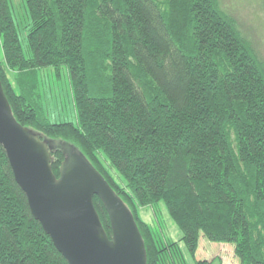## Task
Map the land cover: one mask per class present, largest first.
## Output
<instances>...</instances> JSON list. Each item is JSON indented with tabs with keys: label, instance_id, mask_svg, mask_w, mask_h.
<instances>
[{
	"label": "trees",
	"instance_id": "1",
	"mask_svg": "<svg viewBox=\"0 0 264 264\" xmlns=\"http://www.w3.org/2000/svg\"><path fill=\"white\" fill-rule=\"evenodd\" d=\"M26 8L24 44L10 0H0V79L15 119L51 141L56 176L66 145L78 148L132 212L147 264H177L175 255L189 264L180 242L140 215L161 202L191 256L203 234L235 244L241 264H264V59L237 19L219 0ZM48 67L68 74L75 121L51 118L39 101ZM94 204L111 237L106 207L98 196ZM0 262L69 264L32 216L1 145Z\"/></svg>",
	"mask_w": 264,
	"mask_h": 264
},
{
	"label": "water",
	"instance_id": "2",
	"mask_svg": "<svg viewBox=\"0 0 264 264\" xmlns=\"http://www.w3.org/2000/svg\"><path fill=\"white\" fill-rule=\"evenodd\" d=\"M50 143L15 119L0 79V145L32 216L57 250L69 264H147L145 241L125 202L73 145L64 148L57 177ZM95 196L108 212L111 237L95 207Z\"/></svg>",
	"mask_w": 264,
	"mask_h": 264
},
{
	"label": "rangeland",
	"instance_id": "3",
	"mask_svg": "<svg viewBox=\"0 0 264 264\" xmlns=\"http://www.w3.org/2000/svg\"><path fill=\"white\" fill-rule=\"evenodd\" d=\"M219 1L221 6L237 19L243 33L251 40L254 48L264 59V0ZM10 3L17 19L21 39L25 44L26 27L31 23L26 8V0H10ZM1 49L0 40V57L3 56ZM39 78L41 96H43L42 100L39 99V101L43 104L47 114L55 120L75 121L77 113L73 102L72 87L66 71H62V77H57L53 67L43 68L39 73ZM140 215L163 238L180 242L189 264H196V262L202 264H241L235 244L213 242L203 234L200 236L198 249L194 256H191L186 243L181 241L183 232L170 218L162 202L155 207L149 206L140 209ZM174 257L177 264H181V259L177 255Z\"/></svg>",
	"mask_w": 264,
	"mask_h": 264
}]
</instances>
